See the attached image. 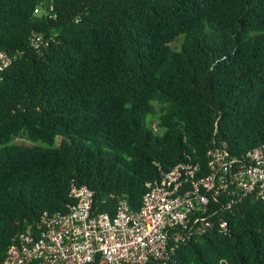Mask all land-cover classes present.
<instances>
[{"label": "trees", "instance_id": "trees-1", "mask_svg": "<svg viewBox=\"0 0 264 264\" xmlns=\"http://www.w3.org/2000/svg\"><path fill=\"white\" fill-rule=\"evenodd\" d=\"M1 50L0 262L73 186L114 215L177 164L264 144V0H0ZM208 215L228 227L168 264H264V197Z\"/></svg>", "mask_w": 264, "mask_h": 264}, {"label": "built area", "instance_id": "built-area-1", "mask_svg": "<svg viewBox=\"0 0 264 264\" xmlns=\"http://www.w3.org/2000/svg\"><path fill=\"white\" fill-rule=\"evenodd\" d=\"M40 37L34 35L38 45ZM12 58L0 51V74ZM209 169L180 163L144 194L138 209L121 199L114 215L98 212L94 191L73 186L67 211H45L36 230L18 233L0 264H168L182 243L215 225L208 214L230 209L248 196L264 197V144L242 156L216 148ZM221 197L223 204H212ZM214 216V215H213Z\"/></svg>", "mask_w": 264, "mask_h": 264}, {"label": "rangeland", "instance_id": "rangeland-1", "mask_svg": "<svg viewBox=\"0 0 264 264\" xmlns=\"http://www.w3.org/2000/svg\"><path fill=\"white\" fill-rule=\"evenodd\" d=\"M178 43V42H177ZM149 121L150 124L153 126V128L158 132H163L164 129L160 128L158 126V116H154L152 114H149ZM62 138H58V142L61 141ZM22 142H29L28 140H25L24 138L15 137L9 144H16V143H22ZM3 147V145H0V149Z\"/></svg>", "mask_w": 264, "mask_h": 264}]
</instances>
